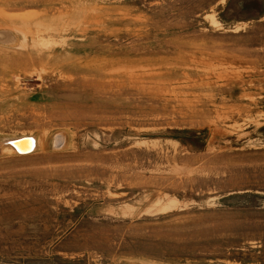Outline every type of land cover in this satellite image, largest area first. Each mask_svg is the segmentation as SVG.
Masks as SVG:
<instances>
[{
  "label": "rangeland",
  "instance_id": "1",
  "mask_svg": "<svg viewBox=\"0 0 264 264\" xmlns=\"http://www.w3.org/2000/svg\"><path fill=\"white\" fill-rule=\"evenodd\" d=\"M0 264H264V0H0Z\"/></svg>",
  "mask_w": 264,
  "mask_h": 264
},
{
  "label": "bare ground",
  "instance_id": "2",
  "mask_svg": "<svg viewBox=\"0 0 264 264\" xmlns=\"http://www.w3.org/2000/svg\"><path fill=\"white\" fill-rule=\"evenodd\" d=\"M17 144L23 152H30L34 147L33 139H22Z\"/></svg>",
  "mask_w": 264,
  "mask_h": 264
},
{
  "label": "water",
  "instance_id": "3",
  "mask_svg": "<svg viewBox=\"0 0 264 264\" xmlns=\"http://www.w3.org/2000/svg\"><path fill=\"white\" fill-rule=\"evenodd\" d=\"M32 136H22L20 138H9L8 140V144L12 145L19 153H27V152H23L19 146H18V142L22 139H32ZM35 147V146H34ZM33 147V148H34ZM33 150V149H32Z\"/></svg>",
  "mask_w": 264,
  "mask_h": 264
}]
</instances>
